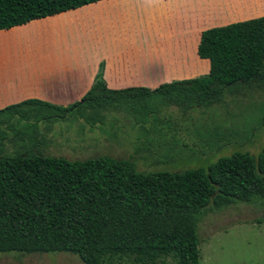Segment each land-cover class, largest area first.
<instances>
[{
  "label": "trees",
  "instance_id": "16d2710c",
  "mask_svg": "<svg viewBox=\"0 0 264 264\" xmlns=\"http://www.w3.org/2000/svg\"><path fill=\"white\" fill-rule=\"evenodd\" d=\"M98 1L0 0V30ZM198 56L210 64L199 78L154 90H111L101 67L92 88L69 107L30 99L1 109L0 254L66 253L83 264H199L198 224L210 205L264 203V147L207 168L149 172L107 155L68 160L41 151L60 120L95 128L124 117L137 126L172 128L190 109L219 104L225 93L264 92V16L205 30ZM172 106L179 119L161 116Z\"/></svg>",
  "mask_w": 264,
  "mask_h": 264
},
{
  "label": "crops",
  "instance_id": "0c3cea01",
  "mask_svg": "<svg viewBox=\"0 0 264 264\" xmlns=\"http://www.w3.org/2000/svg\"><path fill=\"white\" fill-rule=\"evenodd\" d=\"M217 8L216 0H102L0 30V110L30 99L69 107L101 67L111 90L205 76L201 34L231 24Z\"/></svg>",
  "mask_w": 264,
  "mask_h": 264
},
{
  "label": "rangeland",
  "instance_id": "374dc122",
  "mask_svg": "<svg viewBox=\"0 0 264 264\" xmlns=\"http://www.w3.org/2000/svg\"><path fill=\"white\" fill-rule=\"evenodd\" d=\"M221 23L264 15V0H216ZM192 108L175 127L137 126L132 119L91 128L74 118L60 120L41 149L45 155L83 160L107 155L128 160L140 172L207 168L234 152L257 155L264 147V92L251 87L227 94L219 104ZM180 118L176 107L166 108ZM159 115V116H160ZM168 116V115H167ZM116 117V116H115ZM115 123V124H114ZM264 203L210 205L198 224L199 264H264ZM0 264H83L66 253L0 254ZM114 264H134L131 260ZM157 264H175L167 259Z\"/></svg>",
  "mask_w": 264,
  "mask_h": 264
}]
</instances>
